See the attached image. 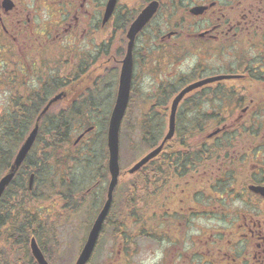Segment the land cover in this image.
Segmentation results:
<instances>
[{
    "label": "flooded vegetation",
    "instance_id": "1",
    "mask_svg": "<svg viewBox=\"0 0 264 264\" xmlns=\"http://www.w3.org/2000/svg\"><path fill=\"white\" fill-rule=\"evenodd\" d=\"M143 15L133 37L131 30ZM131 37V96L139 68L151 55L157 68L148 72L153 77L168 73L175 79L174 85L156 83L162 101L171 97L168 111L165 102L150 103L159 104L163 124V116L168 124L176 98L190 88L176 110L174 139L157 156L162 163L168 147H173V172L167 184L172 186L170 208L163 212L166 207L160 204L161 212L156 213L161 230L159 264H264V0H0V71L3 65L9 67L13 125L34 126L55 98L40 125H85L88 121L81 117L86 116L96 126L100 103L111 110L103 122L109 124ZM103 66L112 80L101 86L98 72ZM5 83L0 79V88ZM102 89L111 95L103 98ZM32 108L39 112L27 113ZM70 110L78 111L73 121H67ZM88 135L73 145V155H91L81 147ZM28 157L8 189L21 179L20 185L28 188L33 170L26 166ZM107 172V183L101 177L83 195L85 184L75 185L79 197L74 207L94 220L89 230L81 224L86 236L77 260L106 205L111 183L108 163ZM127 186L126 197L129 182ZM117 193L116 189L87 264H119L114 250L118 248L121 259V250L129 247L126 222L119 218L111 222ZM109 224L111 256L97 263Z\"/></svg>",
    "mask_w": 264,
    "mask_h": 264
},
{
    "label": "rangeland",
    "instance_id": "2",
    "mask_svg": "<svg viewBox=\"0 0 264 264\" xmlns=\"http://www.w3.org/2000/svg\"><path fill=\"white\" fill-rule=\"evenodd\" d=\"M147 49L150 51L151 47L149 46L147 47ZM145 62L146 64L144 65V67L139 68V70L141 71L137 75L135 88L132 93L131 102L128 108L127 118L122 126V137L120 138V164L122 170L125 171L127 169H130L136 162L139 161L140 158H142L151 150L148 144L143 141L144 134L141 131L140 125L145 119H147L149 115L151 117H154L155 113H157L159 104L151 106L150 103H153V101H158L159 103L165 102V104L167 105V111L171 103L170 96H167L164 101L161 100L163 94H159L160 90L156 91L158 88L156 83L160 84L162 82H165L169 85L175 84V79L170 78V74L168 73L159 75V77L156 75L155 77H153L154 74L152 72H148L149 70H156L155 68H157L154 55H151ZM147 67H149L150 69H147ZM105 68L106 66H103V68L100 67V70L98 72L99 77L101 76L99 78L101 86H103V83H107L112 80V75H108V69ZM6 70L7 66L3 65V73L2 71H0V79L6 82V87L4 89L0 88L1 120L7 118L8 114L11 113L10 109L14 106L13 103L8 101L9 98H11L10 95H12V90L11 88L9 89V86L11 85L9 67L8 70ZM4 71L6 72L4 73ZM102 91L103 93L101 94V96L103 98H107L109 97V95H111L110 90L102 89ZM100 107H102V109H99ZM98 110L99 116H97V114H95L94 116L97 118V125L95 127H98V129H96L95 132L91 133L90 136L85 139L86 141L83 142L84 144L81 145L82 149L85 146L88 147L89 141L91 142L93 138L95 139L96 142L94 145V152L96 155L94 157V167L88 168L86 166H83L82 164L84 158H81L79 155H77V158H73V160L70 161V163L72 164V171L69 172L68 177L74 178V175L78 174V176L81 177V179L79 178V182L82 181V183L85 184L81 195H83L86 190L93 186V184H95V182L102 177L101 167L103 168L104 157L100 154L102 151L107 152V143L105 144V139L107 136L106 130L104 135L101 136V125L105 121L106 115H109L111 113V110L108 111L106 106H102L101 103L96 111ZM159 119L160 118H158V122L162 123V121H160ZM163 119L164 124H162L164 125V135L167 131V116H163ZM104 127L107 128V124H105ZM28 129H30V132L32 131V128L29 126L27 130H24L23 135L27 133ZM79 133L80 132H78V134ZM98 134L100 135L99 137L97 136ZM58 171L62 172L63 168L61 167ZM27 180L28 178L23 180L26 186ZM132 181H135V179L126 177L121 182L118 194L115 198V207L111 217V222H115L119 218V221L126 222V224L128 225L127 230L129 231L130 236V243L128 245L129 247H127V249L121 250V259L117 253L118 248H116L119 246L114 247V249H116L114 250L113 254L119 264H159V259L161 260L162 258L160 243H158L161 236V230L159 229L160 223L157 221L158 218L156 217V215L161 212L159 211L160 204L166 207L163 212H166L170 208V201L172 200V197H170V195H172V191L170 188L172 186L161 192L156 201L153 198L146 200L147 205L140 208L135 218L132 219V217H129L128 215H131L133 204H131L130 207H126V210H124V198L126 197L125 192L128 187V182L130 185H133ZM75 195L76 200L79 197L77 191ZM33 200V196H30L28 201L25 200L24 202H28L27 204L29 210L32 209L30 208V203H33ZM35 201L38 203V206L42 207L43 209L41 215L42 220H44V237L41 240L38 239V241L44 247L45 255L49 263L76 264L81 244H83L84 237L86 236V234L83 233L82 230L84 228L89 230L94 220H92L89 215H86L85 217L84 215L78 213L76 208L74 207V202L72 203V206L70 202H67L70 205L67 206V204L61 201H59L57 204L53 201ZM103 201H105L104 196ZM5 206L6 203L2 204V207H0V209L3 211ZM140 206L141 205H138L137 207L139 208ZM34 208L35 205L33 206V209ZM33 211L34 210H32V212ZM82 223H84L86 227L84 225V228H82ZM139 224H144L145 228H140ZM51 225H53L52 229ZM104 230L105 239L99 246L98 252L100 254L97 256V259L95 258V261L97 263L107 262L109 261V258L111 256L110 242H107L108 239L111 240L113 231L111 228V224L106 226ZM15 249L18 248H5V253H2V260L7 261L10 264H24V262L21 260L25 259V264H27V257L28 259L33 261L29 247L26 248L23 253H19L18 250Z\"/></svg>",
    "mask_w": 264,
    "mask_h": 264
},
{
    "label": "trees",
    "instance_id": "3",
    "mask_svg": "<svg viewBox=\"0 0 264 264\" xmlns=\"http://www.w3.org/2000/svg\"><path fill=\"white\" fill-rule=\"evenodd\" d=\"M171 95V94H170ZM27 113H38L39 110L32 108ZM68 112V111H67ZM161 112L165 113V109L161 108ZM69 113V112H68ZM78 115V111L70 110L67 114V121H73ZM159 114L155 113L154 117L150 115L141 123V131L144 134L143 141L148 144L149 148H154L158 145L163 136L164 125L158 122ZM11 114L9 113L4 120L0 119V176L9 168L17 148L22 143L25 135L24 130L29 127L28 124L13 125L11 121ZM88 122L85 125H49L43 124L40 127L39 135L36 144L26 161V166H33L31 174L35 175V185L32 191L34 211L28 209L29 197L31 193L25 188L22 179L11 184L10 188L0 201V207L6 203L4 210L0 209V264H10L2 260V253H5V248H18L19 253L29 247V242L32 237L41 240L44 237L42 207L38 206L35 200L45 202L53 201L56 204L61 201L67 206V202L75 201L76 183H79V176L74 175V178L68 177L69 172L72 171V164L70 161L77 158L73 155V138L75 135L87 128L93 127L90 124V119L86 116L81 117ZM150 119V120H149ZM148 120V121H147ZM101 136L105 133V125L102 124ZM98 129V127H97ZM183 133L184 131H177ZM18 133V134H17ZM100 136L99 134L97 135ZM17 137V138H16ZM95 139L89 141L88 147L85 149L91 155L84 158L83 166L88 168L94 167V145ZM105 147V146H104ZM103 147V148H104ZM173 147H168L169 152L163 156V162L160 163L158 159L151 161L142 171L133 175L131 178L135 179L133 185L128 189L129 195L125 200V207H130L133 204V210L129 217L135 218L138 210L146 206V200L153 198L155 201L159 197V193L168 189L167 184L171 178L172 169V150ZM101 156L104 157V164L102 169V180H108L107 162L108 157L106 151H102ZM162 166V171H160ZM63 168L62 172L58 170ZM30 174V175H31ZM25 176L29 175L25 170ZM21 182V183H20ZM40 187V189H39ZM44 188V189H43ZM119 191V190H118ZM118 194V193H117ZM138 205H141L139 208ZM123 212V211H122ZM156 214V213H155ZM137 223V222H136ZM54 225V224H53ZM51 225V229L53 227ZM39 242V241H38ZM40 244V242H39ZM41 249L45 253L44 247L40 244ZM21 260V259H19ZM21 261L25 264V259ZM27 264H35L26 257Z\"/></svg>",
    "mask_w": 264,
    "mask_h": 264
},
{
    "label": "water",
    "instance_id": "4",
    "mask_svg": "<svg viewBox=\"0 0 264 264\" xmlns=\"http://www.w3.org/2000/svg\"><path fill=\"white\" fill-rule=\"evenodd\" d=\"M143 20H144V15L140 17L135 27L131 30V33L133 36L140 30ZM132 48H133V37H131L129 55L126 58V60L123 62V68H122L121 77H120V90H119L116 105H115V108L112 114V119L109 125V132H108L109 171L112 177V181L110 184L107 202L90 233L88 242L82 252V255L78 259L77 264H86L89 258L91 257L92 252L96 246L100 231L102 230L105 219L108 216V213L112 205V201H113V193H114V190L119 180V176H120V164H119L120 135L119 133H120V127L122 124V120L125 115V112H126V109L129 103V98H130V90H131V82H132V57H131ZM189 91H190V88H187L181 93L179 98L175 100L172 106L169 133H168L167 138L163 141L162 145L158 149H156L154 152H152L151 154H149L148 156L140 160L136 165H134L132 169L129 170V174H135L141 168L147 165L151 159L156 157L157 154L161 152L164 145L172 138L174 131H175V115H176L178 103ZM57 100L58 98L54 99L45 108L42 115L37 121L35 129L31 133V135L28 137V139L25 141L24 145L21 147L19 154L16 157V160L14 161V164L12 165L8 174H6V176L0 182V198L3 192L5 191V189L7 188V186L13 180L16 172L18 171L19 167L21 166L27 154L29 153L30 149L32 148L33 143L38 134L40 119L42 118L44 114L47 113L50 106ZM31 252L37 264H49L35 239H33L31 242Z\"/></svg>",
    "mask_w": 264,
    "mask_h": 264
},
{
    "label": "bare ground",
    "instance_id": "5",
    "mask_svg": "<svg viewBox=\"0 0 264 264\" xmlns=\"http://www.w3.org/2000/svg\"><path fill=\"white\" fill-rule=\"evenodd\" d=\"M35 126H36V123L34 124V126H32L31 128H32V131L29 133V135L27 136V138L26 139H28V137L31 135V133L33 132V130L35 129Z\"/></svg>",
    "mask_w": 264,
    "mask_h": 264
}]
</instances>
